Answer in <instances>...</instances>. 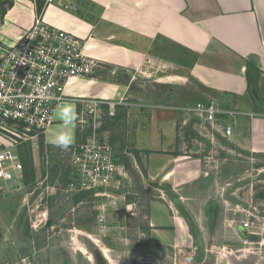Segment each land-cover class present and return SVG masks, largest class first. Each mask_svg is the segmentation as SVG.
I'll return each instance as SVG.
<instances>
[{
  "label": "crops",
  "instance_id": "0c3cea01",
  "mask_svg": "<svg viewBox=\"0 0 264 264\" xmlns=\"http://www.w3.org/2000/svg\"><path fill=\"white\" fill-rule=\"evenodd\" d=\"M65 2L71 6H45V0H0V45L17 42L33 24L39 5H43L47 23L83 38L86 51L100 61L95 73L71 81L67 100L56 107L52 124L37 142L18 147L19 155L31 154L35 170L44 164V148L48 147L52 154L62 150L48 142L59 130L61 121L56 114L60 107L70 103L75 108L74 145L81 136V97L112 99L119 92L128 95L135 88L145 93L141 100L149 101L146 105L152 108L147 110L151 115L144 121L150 126L140 132L141 154L145 152L147 158L139 161L148 177L168 184V199H177L183 190L179 199L192 202V195L197 196V192L207 209L211 205L208 200H215L213 183L224 185V178L242 174L250 163L253 167L261 163L258 169L264 170V0ZM3 8L6 11L1 18ZM210 98L217 99L224 110L239 112L227 119L233 125L231 138L216 133L220 158L228 157L218 177L203 174L202 156L210 150V142L206 141L203 151L198 145L199 119L181 111L184 106L208 102ZM5 142L0 136V149ZM22 148L29 152H22ZM1 182L4 181L0 180V185ZM206 195L212 196L207 199ZM225 197L230 199L231 195ZM192 205L197 207L195 200ZM186 211L191 213L190 209ZM193 216L196 225L190 221L185 225L186 231L197 226L199 231H207L208 221L204 224V219ZM146 217L152 234L170 232L173 225L181 226L179 218L171 216L169 205L162 200L149 202ZM209 218L212 226L217 220L222 229L212 227L219 230L208 236L223 238L224 230L229 231L226 215L219 218L214 214Z\"/></svg>",
  "mask_w": 264,
  "mask_h": 264
},
{
  "label": "rangeland",
  "instance_id": "374dc122",
  "mask_svg": "<svg viewBox=\"0 0 264 264\" xmlns=\"http://www.w3.org/2000/svg\"><path fill=\"white\" fill-rule=\"evenodd\" d=\"M135 89L109 99L115 106L104 104L102 112L97 111L102 118L86 128L81 126L80 131L81 138L107 139L113 145L117 159L128 171L124 191L112 188L108 191L111 196L67 191L71 158L65 153H49L46 147L47 157L44 148V164L37 170L32 166L34 174L28 182L23 178L24 171L12 181L1 182L0 264H264V228L245 226L253 215H264V170L258 169L262 164L253 167L249 162L242 174L224 178V185L213 183L215 200H208L211 205L207 209L195 190L197 196L192 195V202L195 200L197 207L179 199L183 190L177 199H168V184L148 177L141 162L147 157L145 152L141 154L140 132L150 126L144 121L152 108L146 105L149 101L141 100L145 93ZM199 138L201 150L206 141L210 142V153L202 156L203 174L220 176L228 157L220 158V144L215 137ZM154 181L161 183L157 186ZM212 195L205 197L210 199ZM161 200L181 225L171 226L170 232H164L166 236L159 231L152 234L146 217L149 202ZM100 211L107 217L102 223L98 221ZM214 214L219 218L226 215L229 231L224 230L220 239L208 236L221 228L217 220L211 225L209 217ZM192 216L204 219V224L208 221V232L199 231L198 226L186 231L190 221L196 225ZM229 232L232 234L227 235Z\"/></svg>",
  "mask_w": 264,
  "mask_h": 264
},
{
  "label": "built area",
  "instance_id": "2783aa9c",
  "mask_svg": "<svg viewBox=\"0 0 264 264\" xmlns=\"http://www.w3.org/2000/svg\"><path fill=\"white\" fill-rule=\"evenodd\" d=\"M50 4L71 6L65 0H45V6ZM86 48L83 38L47 23L43 10L17 42L0 45V136L6 141L0 149V180L12 181L23 172L18 147L36 143L49 129L56 107L67 100L71 81L92 75L100 67L99 59ZM79 100L84 104L78 118L82 128L102 118L98 113L104 104H110L109 108L115 106L103 97ZM182 110L199 119L196 131L204 139L213 140L216 133L228 138L234 135L233 125L227 119L239 112L220 108L215 98L184 106ZM60 153L71 158L67 191L111 196L110 189L125 188L128 171L107 139L80 136L77 143ZM106 219V213L100 211L98 221ZM249 221L245 222L246 227L264 228V215H253Z\"/></svg>",
  "mask_w": 264,
  "mask_h": 264
},
{
  "label": "clouds",
  "instance_id": "9594fccd",
  "mask_svg": "<svg viewBox=\"0 0 264 264\" xmlns=\"http://www.w3.org/2000/svg\"><path fill=\"white\" fill-rule=\"evenodd\" d=\"M56 115L61 124L59 130L48 138V142L54 147L67 150L74 142L72 129L75 127L77 114L75 108L69 103L60 107ZM102 219L103 217L99 218L101 221Z\"/></svg>",
  "mask_w": 264,
  "mask_h": 264
},
{
  "label": "trees",
  "instance_id": "16d2710c",
  "mask_svg": "<svg viewBox=\"0 0 264 264\" xmlns=\"http://www.w3.org/2000/svg\"><path fill=\"white\" fill-rule=\"evenodd\" d=\"M9 5H11V2H10ZM42 10H43V5H39L38 13H41ZM5 11H6L5 8H3L1 10V18L3 17ZM0 22H1V20H0ZM25 151H27V150H23L22 152H25ZM27 152H29V150ZM20 156H21L20 158H21V161H22L23 166H24L23 178H24L25 181L28 182L29 179H30L29 177L34 174V170H33V167H32V161H31V159H32L31 158V154L24 153V154H21ZM69 182H70V180H68L67 184ZM77 198H80V197L78 196ZM77 198H76V200H77Z\"/></svg>",
  "mask_w": 264,
  "mask_h": 264
}]
</instances>
